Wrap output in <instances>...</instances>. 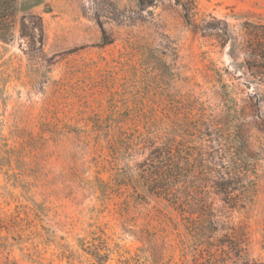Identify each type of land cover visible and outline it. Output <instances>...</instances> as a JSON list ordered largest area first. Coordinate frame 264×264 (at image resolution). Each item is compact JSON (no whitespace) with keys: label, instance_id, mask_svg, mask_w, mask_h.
Instances as JSON below:
<instances>
[{"label":"rangeland","instance_id":"1","mask_svg":"<svg viewBox=\"0 0 264 264\" xmlns=\"http://www.w3.org/2000/svg\"><path fill=\"white\" fill-rule=\"evenodd\" d=\"M18 8L0 38V264L264 263V71L244 62L264 0ZM238 128L258 156L241 172ZM170 143L204 165L182 179L186 214L138 169Z\"/></svg>","mask_w":264,"mask_h":264},{"label":"trees","instance_id":"2","mask_svg":"<svg viewBox=\"0 0 264 264\" xmlns=\"http://www.w3.org/2000/svg\"><path fill=\"white\" fill-rule=\"evenodd\" d=\"M18 11V0H0V38L5 42L13 38ZM247 48L249 49L246 50L252 54V59L245 58L244 62L249 68H257L263 74L264 32H261L258 36L255 35L253 45ZM229 135H231L230 142H232L233 150L228 163L238 172L247 170L250 166L254 167L258 156L252 150L251 144L244 137L242 130L239 128L234 129ZM166 145L152 149L145 161L138 165V169L141 172L140 176L142 177L143 186L149 192L162 196L176 210L186 214L191 212V200L187 199L185 188L183 183H181L182 179L196 176L201 169L200 166L204 165L200 164L199 162L201 161H198L197 158H193V155L187 152L184 155L183 149L176 151L175 143ZM224 184L227 185L226 182ZM224 184L222 183V186ZM225 194L230 195V192L226 190ZM206 222L211 224L212 219L209 218ZM188 228L195 231L198 225L195 221H191L188 222ZM255 264L264 263L256 262Z\"/></svg>","mask_w":264,"mask_h":264}]
</instances>
